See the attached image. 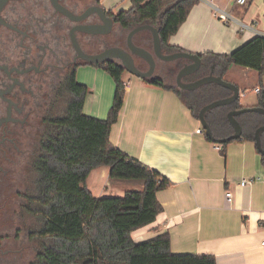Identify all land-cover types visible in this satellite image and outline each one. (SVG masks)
Returning <instances> with one entry per match:
<instances>
[{"label": "crops", "instance_id": "obj_1", "mask_svg": "<svg viewBox=\"0 0 264 264\" xmlns=\"http://www.w3.org/2000/svg\"><path fill=\"white\" fill-rule=\"evenodd\" d=\"M120 1L99 0V5L113 14L131 7L130 0L126 6ZM252 3L249 12L243 13L232 0H217L236 22L225 24L206 3L199 2L168 45L195 55L230 54L264 34V3L257 11L251 10ZM237 22L250 29L240 32ZM122 79L126 83L124 105L109 141L170 182L157 193L163 211L152 225L134 232L132 240L140 243L168 233L174 255H210L216 264H264V170L255 143L230 142L222 155L215 149L219 144L196 133L201 129L198 119L173 90L125 80L124 75ZM222 79L239 88V99H245L249 89L254 92L260 85L264 89V73L260 78L247 68L230 66ZM76 81L88 89L83 114L105 120L115 91L111 77L96 66L81 64ZM239 104L257 107V94ZM108 174L106 167L90 173L87 188L95 198L122 197L142 188V182L112 181ZM249 179L259 181L239 185ZM227 191L232 194L228 203Z\"/></svg>", "mask_w": 264, "mask_h": 264}, {"label": "trees", "instance_id": "obj_2", "mask_svg": "<svg viewBox=\"0 0 264 264\" xmlns=\"http://www.w3.org/2000/svg\"><path fill=\"white\" fill-rule=\"evenodd\" d=\"M130 2L128 10L115 14L107 12L114 25L128 33L133 28L149 24L158 29L164 54L181 51L169 46L168 41L185 22L193 6L199 3L198 0ZM198 56L201 68L190 76L192 79H200L210 73L223 78L230 66L256 71L261 78L264 73V35L255 36L230 54L203 53ZM96 67L107 73L115 84L107 118L100 120L83 114L88 89L77 83L74 73L67 84L65 114L50 130L43 160L37 166L40 191L37 212L42 220L37 234L43 238L39 264H216L210 255L172 254L168 233L140 243L132 240L134 232L152 225L163 211L157 193L165 190L170 182L110 143L111 128L118 122L124 105L122 78L125 70L117 62ZM142 81L173 90L197 119L202 107L232 95L231 91L213 84L185 92L156 80ZM257 98L258 107L264 106L261 85ZM242 108L238 99L232 105L206 113L205 120L215 139H224L233 133L227 114ZM236 120L242 128V136L234 141L254 143V133L264 125V116L248 113ZM260 141L264 150V133ZM226 144L220 145L222 155ZM261 165L264 170L262 156ZM100 167L108 168V178L112 181L142 182L141 190L127 191L122 197L95 198L87 188V180L90 173Z\"/></svg>", "mask_w": 264, "mask_h": 264}, {"label": "flooded vegetation", "instance_id": "obj_3", "mask_svg": "<svg viewBox=\"0 0 264 264\" xmlns=\"http://www.w3.org/2000/svg\"><path fill=\"white\" fill-rule=\"evenodd\" d=\"M53 3L73 18L100 6L97 0H9L0 13V264H39L37 166L50 130L65 114L67 84L84 63L74 40L87 55L112 47L127 50L126 38L113 32H81L100 23L95 15L76 22ZM134 39L145 49V38L138 33ZM133 58L137 69L148 71L143 60ZM186 64L177 66L176 75ZM190 76L181 82L198 80ZM153 80L181 90L176 78L173 85Z\"/></svg>", "mask_w": 264, "mask_h": 264}, {"label": "water", "instance_id": "obj_4", "mask_svg": "<svg viewBox=\"0 0 264 264\" xmlns=\"http://www.w3.org/2000/svg\"><path fill=\"white\" fill-rule=\"evenodd\" d=\"M8 1L9 0H0V13ZM54 6L56 9L60 10L61 13L74 19L76 22L83 21L89 16L95 15L98 18L100 23L95 24V25L81 27L80 28L81 32L85 34L107 35L111 33L113 30V26H114L113 20L109 16H107V12L101 6H96L77 18H73L67 10L61 8L59 5L54 4ZM1 23L2 21L0 18V25ZM143 31H148L151 34L152 52L142 47H138L134 45L133 43V37L136 34L143 32ZM74 46H75V49L80 59L84 63L97 66L102 63L117 62L121 65V67L125 70L126 73L133 75L134 77L140 80H148V81L153 80L150 78L152 77L154 70H155L156 59H159L165 62L184 60L188 62V64L184 65V67L179 70V72L177 73V77H176L177 86L181 90L192 92V91L199 89L200 87L204 85L213 84L223 89L231 91L232 95L230 97L224 98V99H218V100H215L205 105L204 107L201 108L198 114V121L200 123L201 129L204 132V135L209 139L210 142L214 144L223 145V144H226V143H229L231 141L238 140L241 138L242 128L240 124L238 123V121L236 120L238 116L243 115V114H248V113H255V114L264 116V106L242 108L237 111H231L227 114V119H228L229 125L232 128L233 133L227 138L215 139L212 136L211 129L205 120V115L207 112L213 109L234 104L239 99V96H240L239 88L236 85L230 82H227L220 77L213 76L212 73L194 82L185 83V84L182 83L181 82L182 78L193 75L199 71V69L201 68V64H202L200 57L198 55L191 54L188 52H183V51H179V52H175L171 54H164L162 52L158 29L149 24H145V25H141L136 28H133L127 33V36H126V49L127 50L117 48V47H112V48L105 49L104 51L96 55H87L81 51L79 45L77 44L75 40H74ZM133 56L138 57L139 59L143 60L148 66V71L142 72L139 69H137L134 63ZM262 133H264V125L256 129L254 133V143H255V146L260 156L264 157V150L261 147V141H260V137Z\"/></svg>", "mask_w": 264, "mask_h": 264}, {"label": "rangeland", "instance_id": "obj_5", "mask_svg": "<svg viewBox=\"0 0 264 264\" xmlns=\"http://www.w3.org/2000/svg\"><path fill=\"white\" fill-rule=\"evenodd\" d=\"M107 0H105L106 2ZM108 1H113V0H108ZM120 2H122L121 6H126L127 4V0H121ZM213 2H215V4H217V0H213ZM253 2V3H252ZM252 6L253 8L251 10H256L260 9L263 6L264 0H251ZM230 7H232V4H230ZM236 10H241V12H249L248 8L249 5H246L244 7H234ZM250 10V11H251ZM236 14V13H235ZM112 32L114 33L115 36H118L121 41L123 40L121 37L123 36V38L125 39L127 36V31H124L123 29H121L118 25H114L113 26V30ZM140 36H142V38H145V44L143 45L145 47V49H147L148 51L152 52V40H151V34L148 31H143L139 33ZM134 45L138 46L137 44H139L137 42V39H134L133 41ZM186 62L184 60H176V61H172V62H165L159 59H156V64H155V71L153 76L150 79H154V78H161L164 81H166L168 84L173 85L175 78L177 77L176 75V70H177V66H179V64ZM124 79H131L132 81H138L140 79L134 77L133 75H130L128 73H124ZM169 86V85H168ZM250 88V87H249ZM242 93V91H241ZM247 96L244 99L243 97H240L239 101L241 102H245L247 101L250 97L254 96V92L249 89L247 91Z\"/></svg>", "mask_w": 264, "mask_h": 264}, {"label": "built area", "instance_id": "obj_6", "mask_svg": "<svg viewBox=\"0 0 264 264\" xmlns=\"http://www.w3.org/2000/svg\"><path fill=\"white\" fill-rule=\"evenodd\" d=\"M198 1L202 2V3H206L211 8L213 16L216 19H218L220 22L225 23V24H229L231 22L236 23L235 20L233 19V17L227 11H225L224 9H221L217 4H215V2H213V0H198ZM232 1H233L234 5H236L237 7H244L249 2V0H232ZM237 24H238L240 32H243L245 30L250 29V27L247 24L240 23V22H237ZM258 35H264V34H258ZM125 84L126 83H124V85ZM254 92L256 94H258L259 89L256 88L254 90ZM196 133L202 134V129L196 130ZM215 149L220 151V146H217ZM257 181H259V179L242 180L239 185L241 187H245L247 185H252L253 183H255ZM231 198H232V194L227 191L225 193V202H227V203L230 202ZM261 246L264 247V241L261 243Z\"/></svg>", "mask_w": 264, "mask_h": 264}]
</instances>
